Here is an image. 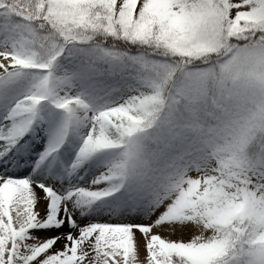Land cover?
Instances as JSON below:
<instances>
[{
    "label": "snow or ice",
    "instance_id": "obj_1",
    "mask_svg": "<svg viewBox=\"0 0 264 264\" xmlns=\"http://www.w3.org/2000/svg\"><path fill=\"white\" fill-rule=\"evenodd\" d=\"M0 264H264V0H0Z\"/></svg>",
    "mask_w": 264,
    "mask_h": 264
},
{
    "label": "bare ground",
    "instance_id": "obj_2",
    "mask_svg": "<svg viewBox=\"0 0 264 264\" xmlns=\"http://www.w3.org/2000/svg\"><path fill=\"white\" fill-rule=\"evenodd\" d=\"M165 236H168L169 234L168 233H164Z\"/></svg>",
    "mask_w": 264,
    "mask_h": 264
},
{
    "label": "rangeland",
    "instance_id": "obj_3",
    "mask_svg": "<svg viewBox=\"0 0 264 264\" xmlns=\"http://www.w3.org/2000/svg\"><path fill=\"white\" fill-rule=\"evenodd\" d=\"M172 238H176L175 236H172Z\"/></svg>",
    "mask_w": 264,
    "mask_h": 264
}]
</instances>
